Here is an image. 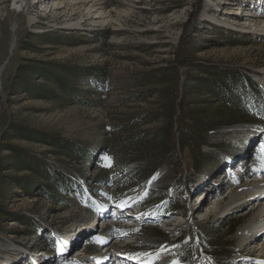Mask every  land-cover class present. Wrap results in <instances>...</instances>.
Returning <instances> with one entry per match:
<instances>
[{"label": "rangeland", "instance_id": "obj_1", "mask_svg": "<svg viewBox=\"0 0 264 264\" xmlns=\"http://www.w3.org/2000/svg\"><path fill=\"white\" fill-rule=\"evenodd\" d=\"M26 13L0 0V264H51L46 260L57 252L62 260L52 264H142L125 257L161 246L170 250L162 264H264L254 231L238 244L251 219L264 223V198L225 210L245 185L264 183V96L245 89V113L228 123V107L198 85L230 73L236 86L245 88L250 78L264 91L257 80L264 78V0H30ZM187 39L194 49L182 69L176 50ZM20 65L64 66L92 77L64 75L73 97L38 99L12 88ZM139 73L150 74L151 83L159 76L162 90L177 78V99L212 124L197 156L207 168L194 169V155L176 140V158L144 185L127 184L121 167L133 163L128 154L137 148L128 139L145 132L161 138L167 127L168 103L157 93L129 101L131 77ZM31 81L46 84L38 76ZM149 111L162 118L133 124ZM54 141L67 147L57 153ZM17 153L43 160L63 182L40 181L16 164ZM17 179L35 185L23 189ZM168 200L178 210H168ZM122 201L126 206L117 207ZM115 208L122 218L113 216ZM96 215L107 219L95 226ZM209 235L213 246L204 239Z\"/></svg>", "mask_w": 264, "mask_h": 264}, {"label": "trees", "instance_id": "obj_2", "mask_svg": "<svg viewBox=\"0 0 264 264\" xmlns=\"http://www.w3.org/2000/svg\"><path fill=\"white\" fill-rule=\"evenodd\" d=\"M194 49V42L192 39H187L179 43L178 54L181 56V62L178 64L182 69L185 68L187 65L184 62V59H187V56L190 55L191 51ZM172 69V68H171ZM18 71L22 72L20 77L17 80L13 81L12 88L17 85H20L23 89H25L27 94H30V97H35L38 99H49L55 98L59 93L66 92L63 96L73 97L74 89L68 86V82L66 79H61L62 76L68 75L73 76L75 79H82L81 75H85V77H92L90 76V72L86 71L85 74H81L79 70H72L67 69L64 66H56L50 65L46 68L38 69L33 68L32 66H19ZM204 71V70H203ZM207 72V71H205ZM217 73V72H216ZM229 73V72H225ZM22 75V76H21ZM38 76L39 79H44L46 84H38L31 81V77ZM18 77V76H17ZM84 77V78H85ZM156 78L150 82V74H135L131 77L130 88H133L134 91L130 94L129 101L130 102H142L143 100L152 98L153 95L156 93L158 94L159 98L163 99L165 103H168L166 114L163 115V119L167 123V127L165 129L164 134L159 138L158 136L155 138L153 132H145L143 134L136 135L132 138L128 139L130 145L136 146L137 148L130 150L128 157L132 158V164L130 166H126V168L121 167V170L124 174L128 176L127 184L129 181H135L139 184L144 185L145 183L149 182L156 174L160 166L165 163L169 162L172 157H177L179 155L174 151V142L177 140V144L181 151L188 149L192 155H194V162L193 167L194 169H198L200 171L204 170L203 168H207V165H200L197 156L201 155L200 146L201 142L205 139V136L209 129L212 127V124L203 123L201 119L204 120V117L201 116V112L194 113V111L190 110L187 105H185V100L177 99L179 89L182 87L179 85L176 80L173 82H168L167 86L168 89L162 90L158 86L161 85L159 76H155ZM240 78V77H238ZM241 79V78H240ZM78 80V81H79ZM237 78L233 74H223L220 79L215 80H203L198 85L201 86L203 90L211 93L214 97L220 98V100L228 107L227 109L229 112V116H232L229 121H237L243 112L245 106V100H249L250 95L247 92L250 87H253V91L257 96H264V91L259 88L253 80L248 78L246 80L245 88L242 86H236L234 83L236 82ZM95 83V82H94ZM173 83V84H172ZM189 80H187V84ZM202 83V84H201ZM143 84V85H141ZM186 84V85H187ZM201 84V85H200ZM141 85V86H140ZM189 85V84H188ZM187 85V86H188ZM55 87V88H54ZM155 88V90H153ZM186 91V89H185ZM83 93V92H82ZM85 93V92H84ZM173 96L172 99L169 98ZM87 96H94V92H86ZM243 96V98L241 97ZM245 97V98H244ZM170 99V100H169ZM87 103V101H83ZM257 102V100H256ZM244 103V104H243ZM170 104V105H169ZM198 114L202 117L199 118ZM158 118H162V116L155 111H149L142 113L141 115H137L134 118L133 124L140 125L144 123L151 122ZM175 119V120H174ZM174 121V126H173ZM176 128L177 134L179 137H176V133H172V129ZM13 131L17 134L18 138L25 139L26 133L22 129L14 128ZM34 136V135H33ZM35 138L39 141L46 142L45 137L35 136ZM159 139V140H158ZM153 143V144H152ZM150 145L145 147L144 145ZM152 144V145H151ZM51 146H53L57 153L65 150L67 147L66 143H59L58 141L52 142ZM143 146L144 148H141ZM173 147V148H172ZM11 152H15L16 149L9 148ZM60 151V152H58ZM18 154V153H17ZM17 165H21L22 169L26 171H30L33 175L39 177L40 181L44 183L51 184H59L63 182V177L51 170L43 160H35L30 158H25L18 154V156L14 160ZM18 180V179H17ZM4 182L3 180L1 183ZM20 188L26 189L28 187L33 188L35 183L29 184L28 181L25 180H18L16 181ZM17 184V185H18ZM23 185V186H22ZM31 185V186H30ZM49 194V191L48 193ZM161 198H157L154 202H158ZM140 201L143 200V197L139 199ZM171 201L168 200L166 204L170 206L168 210L176 211L178 210L174 202L170 203ZM40 231V230H39ZM202 232L204 231V227L202 228ZM208 246H213V237L209 235L207 238ZM218 242L216 243V245ZM49 246V245H48ZM51 250H55V246H49ZM225 258L224 260H226ZM224 260L220 263H224ZM183 261V259H182Z\"/></svg>", "mask_w": 264, "mask_h": 264}, {"label": "bare ground", "instance_id": "obj_3", "mask_svg": "<svg viewBox=\"0 0 264 264\" xmlns=\"http://www.w3.org/2000/svg\"><path fill=\"white\" fill-rule=\"evenodd\" d=\"M33 3H34V1H33ZM29 7L27 8V10L25 12H23V14H25L28 11ZM54 9H58V7L54 8ZM13 10L16 11L17 9L16 10L13 9ZM247 16H249V15H247ZM257 80L260 83V85L264 88V78H257ZM260 196H264V183H262V182L258 183L257 182V183H253V184H250V185H245L242 189H240L237 192H235V194L230 198L229 202L225 206V210H226V208H228L230 206L236 205L240 201H247L248 199H256L257 197H260ZM260 214L261 213H259L260 217L263 216V215H260ZM259 224L260 223H257V222L254 221V218L251 219L249 221L248 225L243 230H241V232L239 233V235H238V239H239L238 240V244L245 243L246 240L248 239V234H250L251 232L254 231L255 235L258 236L257 240L255 241L256 244L254 246V248H255L254 251L262 253L261 257L264 258V241H262L263 236H264V223L262 225L261 224L259 225ZM260 230L262 231L261 235H260V232H261ZM52 257H53L52 259H47L46 263H51L52 264V263H55V261L59 262V261L62 260V257L58 256L56 254L53 255ZM125 258H127V257H125ZM130 263L141 264V263H137V261H133V260L130 261ZM156 264H162V262L157 261Z\"/></svg>", "mask_w": 264, "mask_h": 264}, {"label": "snow or ice", "instance_id": "obj_4", "mask_svg": "<svg viewBox=\"0 0 264 264\" xmlns=\"http://www.w3.org/2000/svg\"><path fill=\"white\" fill-rule=\"evenodd\" d=\"M108 159V158H106ZM126 206V202H120L117 204V207L123 208ZM178 247V246H177ZM170 250L161 246L158 250H154L153 252H144L135 257L129 256L128 259H136L138 261H142V264H156L157 261H160L168 254ZM171 264H180L178 260H172Z\"/></svg>", "mask_w": 264, "mask_h": 264}, {"label": "water", "instance_id": "obj_5", "mask_svg": "<svg viewBox=\"0 0 264 264\" xmlns=\"http://www.w3.org/2000/svg\"><path fill=\"white\" fill-rule=\"evenodd\" d=\"M30 6V0H9V8L11 11H14L13 9H17L16 13H20V15L25 16L26 14H23L27 10V8ZM18 11V12H17ZM3 69V67L0 69Z\"/></svg>", "mask_w": 264, "mask_h": 264}]
</instances>
